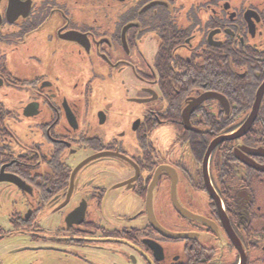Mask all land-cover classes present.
<instances>
[{
	"label": "flooded vegetation",
	"instance_id": "af4514ba",
	"mask_svg": "<svg viewBox=\"0 0 264 264\" xmlns=\"http://www.w3.org/2000/svg\"><path fill=\"white\" fill-rule=\"evenodd\" d=\"M9 5L0 263L264 264V0Z\"/></svg>",
	"mask_w": 264,
	"mask_h": 264
},
{
	"label": "water",
	"instance_id": "95a60500",
	"mask_svg": "<svg viewBox=\"0 0 264 264\" xmlns=\"http://www.w3.org/2000/svg\"><path fill=\"white\" fill-rule=\"evenodd\" d=\"M9 1H10V5H9V12L10 13H13V11L18 12V11H20V8L23 9L24 4H27V3L31 4L32 3V0H28L25 2H22L21 0H9ZM1 3H2V0H0V15H1ZM211 149H212V147H211ZM151 198H152V196H151ZM176 204H177V208L180 211L184 212L183 208L181 207V205L179 204L178 201H176ZM171 236H178V235H171Z\"/></svg>",
	"mask_w": 264,
	"mask_h": 264
},
{
	"label": "rangeland",
	"instance_id": "374dc122",
	"mask_svg": "<svg viewBox=\"0 0 264 264\" xmlns=\"http://www.w3.org/2000/svg\"><path fill=\"white\" fill-rule=\"evenodd\" d=\"M164 130H166V134H167V132L169 131V135H171L172 132H173V128H172V127H169V126H168V127H165ZM164 130H162V132H163ZM170 131H171V134H170ZM127 141H129V139H127Z\"/></svg>",
	"mask_w": 264,
	"mask_h": 264
}]
</instances>
